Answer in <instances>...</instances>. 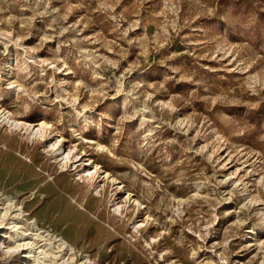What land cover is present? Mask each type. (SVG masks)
<instances>
[{
  "label": "rangeland",
  "instance_id": "rangeland-1",
  "mask_svg": "<svg viewBox=\"0 0 264 264\" xmlns=\"http://www.w3.org/2000/svg\"><path fill=\"white\" fill-rule=\"evenodd\" d=\"M0 111L46 123L0 119V207L72 264H264V0H0Z\"/></svg>",
  "mask_w": 264,
  "mask_h": 264
},
{
  "label": "bare ground",
  "instance_id": "bare-ground-1",
  "mask_svg": "<svg viewBox=\"0 0 264 264\" xmlns=\"http://www.w3.org/2000/svg\"><path fill=\"white\" fill-rule=\"evenodd\" d=\"M0 119L3 123H5L11 128H15L17 130L24 129L23 131L29 133L32 138L40 137L41 139H43L46 136L45 122H41V124L39 123L40 125L36 127V124L34 123L32 124L31 122L14 118L10 116V114H6L3 111H0ZM60 143L61 142L57 143L58 146ZM52 145L55 146V143H53ZM60 146L58 147L59 149H61ZM58 148L57 150H59ZM70 153L71 152L68 151L66 153V156L63 157V160H65V162L71 159ZM89 164L91 168H94L95 173L99 171L100 167L98 166V164L95 163V161L90 160ZM107 175L109 174L106 172L105 176ZM93 177H95V175ZM119 187L122 188V186ZM130 195L131 192L128 193L127 197L130 198ZM54 199L57 200L62 206L59 213L61 221L65 222V224L70 222L74 225H77L82 230V227H84L85 225L84 223L78 221V219L81 218V215L77 208L65 204L62 201V196L60 195H56ZM134 201H136L138 206L141 205L138 200L135 199ZM0 208H2L0 209V223L2 225L5 224L7 228H10V230L13 231V234L5 232V235L3 236L4 244L6 240L12 236L14 240L11 245H5V250L7 251V254L8 252H18L20 254V252L22 253L25 250L20 264H25L26 259L29 260L30 264H49V261H52L54 264H72V261L75 257L74 253L76 250L74 244L71 242L72 240L69 241L64 235H59L53 230L47 229L46 227L42 226V223L40 224L37 218L31 221L28 220V214L25 212L24 207L18 204L16 198L12 196L6 195L4 197L3 206ZM114 211H116L117 213L121 211L120 206L118 205L114 209ZM11 215L13 216V219L11 222H8V218ZM78 222L80 223V225L78 224ZM53 245L57 246L59 250H53ZM60 251H64L65 253L63 255L62 253L58 254V252ZM66 255H68L67 258ZM60 259H63V261L60 262ZM90 262L91 259L89 257H86L85 260L82 261V264H89Z\"/></svg>",
  "mask_w": 264,
  "mask_h": 264
}]
</instances>
